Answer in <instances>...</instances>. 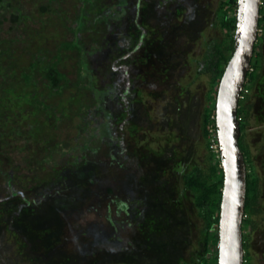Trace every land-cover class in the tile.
I'll return each instance as SVG.
<instances>
[{
	"label": "trees",
	"instance_id": "16d2710c",
	"mask_svg": "<svg viewBox=\"0 0 264 264\" xmlns=\"http://www.w3.org/2000/svg\"><path fill=\"white\" fill-rule=\"evenodd\" d=\"M28 1L25 10L0 0V234L16 242L15 255L29 264H186L184 234L194 230V211L205 228L203 251L191 263L219 264L225 176L211 147L214 138L219 145L218 97L236 49L239 0H220L215 26L224 36L210 41L198 60V75L210 77L199 125L212 164L180 174L190 208L171 199V178L179 173L167 160L172 151L148 149L138 139L135 107L145 103L140 88L146 79L130 60L142 51L144 69L149 66L147 31L136 23L135 32L120 33L129 47L122 44L127 54L119 59L102 43L110 24L119 25L132 8L140 14L145 0H116L109 12L103 0H73L74 11L65 0ZM92 9L97 14L90 22ZM263 48L264 1L238 114L248 166L245 264H254L249 227L264 211L260 176L243 144L264 72ZM16 152L27 165L16 163ZM86 213L95 219L83 222Z\"/></svg>",
	"mask_w": 264,
	"mask_h": 264
},
{
	"label": "rangeland",
	"instance_id": "374dc122",
	"mask_svg": "<svg viewBox=\"0 0 264 264\" xmlns=\"http://www.w3.org/2000/svg\"><path fill=\"white\" fill-rule=\"evenodd\" d=\"M16 1L14 0L16 8L30 9L28 0ZM155 1L145 0L140 14L135 8L130 9V12L126 11L125 19L119 25L110 24L109 35L103 38L102 43L108 46L111 56L119 59L127 54L124 46L129 47L127 43L125 45L122 43L123 38L119 34L125 31L135 32L133 26L136 23L147 31L144 56L150 59L149 66L144 69L145 61L140 58L142 51L130 60L132 66L136 68L135 73L141 70L139 74H144L142 77L146 79L140 88L145 103L135 107L138 116L135 123L140 126L138 139L140 144H145L148 149L158 151L164 148L167 152L172 151L169 155L171 157L167 160L174 161L170 165L179 167V173L171 178V184L174 186L171 199L173 202L184 204L183 208L184 206L190 208V196L181 193L183 183L180 174L193 165L208 168L212 164L199 125L200 116L207 105L210 77L198 75V60L205 54L210 41L224 36V32L215 26V12L219 8L220 0H175L164 5H159ZM65 2H67L65 8L74 11L70 7L74 1ZM114 3L116 0H103L100 5H104L103 8L109 12ZM96 14V10L92 9L87 16L88 21L94 20ZM137 83H141L140 80ZM252 99L254 108L243 144L251 153L252 164L260 176L259 205L264 210V72L253 90ZM175 120L177 125L172 129L169 125ZM170 133L175 135L174 141L168 140ZM126 135L129 137V133ZM168 142L172 143L167 145ZM13 155L16 163L27 165L23 152H16ZM191 214L194 230L190 234H184L188 240L187 246L185 245L186 255L183 257L186 264H192V257L198 251H203L200 245L202 238L200 232L205 226L194 211H191ZM95 217V214L86 213L83 222H91ZM255 220L257 225L252 229L249 227L248 231L253 263L264 264V211ZM8 236V233L7 236L5 233L0 234V264H29L15 255L17 244ZM212 256L213 254L209 255ZM108 264L125 263L108 260Z\"/></svg>",
	"mask_w": 264,
	"mask_h": 264
},
{
	"label": "water",
	"instance_id": "95a60500",
	"mask_svg": "<svg viewBox=\"0 0 264 264\" xmlns=\"http://www.w3.org/2000/svg\"><path fill=\"white\" fill-rule=\"evenodd\" d=\"M263 0H239L236 49L222 79L217 127L225 176L219 231V264H245L243 223L248 193V166L240 147V101L259 38Z\"/></svg>",
	"mask_w": 264,
	"mask_h": 264
},
{
	"label": "built area",
	"instance_id": "2783aa9c",
	"mask_svg": "<svg viewBox=\"0 0 264 264\" xmlns=\"http://www.w3.org/2000/svg\"><path fill=\"white\" fill-rule=\"evenodd\" d=\"M212 150H214V152H217L218 154H220V146L216 143L215 138L212 140Z\"/></svg>",
	"mask_w": 264,
	"mask_h": 264
},
{
	"label": "clouds",
	"instance_id": "9594fccd",
	"mask_svg": "<svg viewBox=\"0 0 264 264\" xmlns=\"http://www.w3.org/2000/svg\"><path fill=\"white\" fill-rule=\"evenodd\" d=\"M262 3H263V1H262ZM243 94V93H242ZM241 99H242V97H241Z\"/></svg>",
	"mask_w": 264,
	"mask_h": 264
}]
</instances>
